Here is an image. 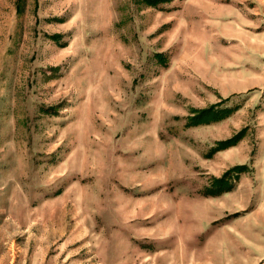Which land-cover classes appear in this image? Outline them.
I'll list each match as a JSON object with an SVG mask.
<instances>
[{"label":"rangeland","instance_id":"374dc122","mask_svg":"<svg viewBox=\"0 0 264 264\" xmlns=\"http://www.w3.org/2000/svg\"><path fill=\"white\" fill-rule=\"evenodd\" d=\"M0 264H264V0H0Z\"/></svg>","mask_w":264,"mask_h":264},{"label":"trees","instance_id":"16d2710c","mask_svg":"<svg viewBox=\"0 0 264 264\" xmlns=\"http://www.w3.org/2000/svg\"><path fill=\"white\" fill-rule=\"evenodd\" d=\"M207 112V111H206Z\"/></svg>","mask_w":264,"mask_h":264}]
</instances>
